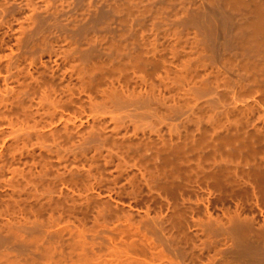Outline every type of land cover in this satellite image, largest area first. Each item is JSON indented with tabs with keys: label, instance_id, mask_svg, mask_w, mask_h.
<instances>
[{
	"label": "bare ground",
	"instance_id": "6f19581e",
	"mask_svg": "<svg viewBox=\"0 0 264 264\" xmlns=\"http://www.w3.org/2000/svg\"><path fill=\"white\" fill-rule=\"evenodd\" d=\"M0 264H264V0H0Z\"/></svg>",
	"mask_w": 264,
	"mask_h": 264
}]
</instances>
